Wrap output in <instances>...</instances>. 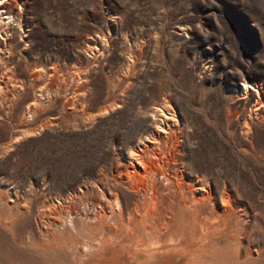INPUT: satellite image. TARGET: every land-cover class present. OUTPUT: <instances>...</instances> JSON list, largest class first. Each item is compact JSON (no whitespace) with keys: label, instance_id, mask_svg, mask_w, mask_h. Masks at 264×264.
<instances>
[{"label":"rangeland","instance_id":"rangeland-1","mask_svg":"<svg viewBox=\"0 0 264 264\" xmlns=\"http://www.w3.org/2000/svg\"><path fill=\"white\" fill-rule=\"evenodd\" d=\"M0 264H264V0H0Z\"/></svg>","mask_w":264,"mask_h":264},{"label":"bare ground","instance_id":"bare-ground-1","mask_svg":"<svg viewBox=\"0 0 264 264\" xmlns=\"http://www.w3.org/2000/svg\"><path fill=\"white\" fill-rule=\"evenodd\" d=\"M11 10H12V9H11ZM6 18H8V17H6ZM9 19H10V17H9ZM247 86H248L249 88L251 87L250 85H246V84L244 85L245 88H246ZM161 174L163 175L162 178H166V175L164 174V171H163V170H161ZM193 206H194V207L197 206V203L195 202ZM226 207L229 208V206H228L227 203H226ZM196 257H197V256H196ZM195 259H196V258H195Z\"/></svg>","mask_w":264,"mask_h":264}]
</instances>
